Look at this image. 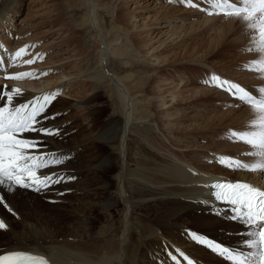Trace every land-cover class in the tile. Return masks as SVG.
I'll return each mask as SVG.
<instances>
[{
  "label": "bare ground",
  "instance_id": "bare-ground-1",
  "mask_svg": "<svg viewBox=\"0 0 264 264\" xmlns=\"http://www.w3.org/2000/svg\"><path fill=\"white\" fill-rule=\"evenodd\" d=\"M142 1L120 0L132 13L130 19L132 25L129 32L135 28H139L137 30L152 28L151 32L145 33L149 39L146 43L148 49L145 50L144 55L150 54V51L162 45L165 40L170 42L172 49L182 47V51L188 53L187 46L191 40L188 35H199V29H201V23L199 25V23L191 20L195 13L205 14L201 17L202 20L205 23L211 22L210 26L218 29L214 30L216 36L214 34L212 36L207 35L208 40L200 41L202 46H196L197 49L206 53H209L211 48H215V41L218 40L217 34L220 30L222 31L225 28V32L228 33L237 19L243 18V16H228L224 13L225 19L224 17L221 18L218 14L220 15L223 11L214 9L215 0H206V3L203 2L205 0H200V4L195 0L196 2L194 1L192 4L196 5V10L191 9L192 5L188 0L186 2L182 0H148L147 4ZM239 1L228 0L229 3L242 7ZM10 2L9 0H0V31L6 30L5 28L9 25H4V23L8 21L11 24L13 16L18 11L15 7L9 9ZM131 5L132 8H130ZM84 6L86 18L97 35V43L100 48L98 58L100 69L98 67V73L100 77H104L103 79L113 85L114 94H112L116 96V103L112 104V110L117 115L116 117L109 116L99 131L93 133L98 134L89 143L92 144L98 138V141L101 140L107 145H116L117 150L113 155H107L99 161H95L96 154H93L88 159L89 161L84 162L92 164L94 161L95 164L89 165L88 170H86V165L75 167L79 158L74 155L73 147L70 148L75 143L69 146L68 142L62 144L63 142L61 143L58 140L62 135L58 134L48 138L44 135L38 136L39 133H25L24 138L46 141L45 147L40 149L39 152L30 150L34 154H55L56 158L62 162L70 157L67 159L68 164L53 163L47 168L37 170L38 175L41 177L54 175L55 179L60 180L59 183H51L48 187L42 188L38 191L40 192L38 194L39 196H46L47 200L53 202L57 208L65 209L66 219L62 223H39V218L32 219L27 215V212H21V209L17 208V202L14 199V196L20 197L21 194L29 193L26 192L29 188L22 189L23 187L14 185L19 189L0 185V198L4 203L0 206V221H3L6 225L5 228H0V230L7 236L6 239L0 240V253L10 250H29L46 255L49 264H189V262L191 264H204L203 259L217 261L221 257L225 258L229 264H236L235 261L229 260L227 256L221 255L214 248L209 247L208 244L194 239L193 234L245 257L255 251L245 241L251 239L250 232L256 231V228L245 224L242 220L233 219L234 213L231 205L215 203L209 195V189L206 187L205 182L212 178H226L246 182L264 189V169L256 168L252 170L251 168L252 165L261 162V158L255 154L258 151L257 148L233 135V133L258 131L261 118L260 111L251 104H242L243 107H240V109L242 108L241 112H236L237 115L235 114V116L232 111H225L226 114L219 113L216 115V112L211 109L205 115L202 113L199 115L189 114L191 112L185 114L182 105L187 104L184 102L187 99L184 95L189 92V89H178V83L165 82L167 80L165 77L160 81L166 85H160L159 88L152 89L154 90L152 92L154 103L148 97L141 99L142 102L139 101L135 95L137 90H132L136 88L132 86V89H129L124 79L113 72L107 63L109 56L116 55L120 57L121 54L107 42L103 33L102 19L95 9L94 0H84ZM179 6L181 7L179 8ZM186 6L188 8L185 9ZM171 9L174 10L171 11ZM169 11H171L170 14ZM149 12H153V14L149 15ZM251 23L255 24L257 20L253 19ZM254 29L259 35L258 29ZM61 30L60 34L62 33ZM7 31H11V29H7ZM50 31L48 32L50 33ZM152 32H156V34L151 36ZM18 33L17 36H19ZM60 34L55 35V38ZM3 37L4 35L0 34V62L5 64V70L0 69V72H7L11 80H14L16 77L12 78L13 74L33 68L32 72L29 71L33 75L22 77L23 83L21 82V84H23V88L15 86L7 88L8 92H11L12 89H19V92L12 94L11 106L15 107L33 100L37 96H43L47 94L45 90L54 88L57 90L59 98L63 99L62 104L74 108L77 114L82 112L83 115H87L85 114V106L89 104V100L80 101L78 98H87V90L78 92L77 89H74L75 87L71 88L74 84H77L76 81L81 75H78L80 72L74 70L78 62L75 61V58L71 59V56L61 54L62 51H60L57 44L61 37L57 38V43L55 38L47 43L48 45L53 44L52 56L59 55V58L47 57L46 59L45 55L49 50L40 47L38 52H45L42 53L44 58L40 57L43 60L29 67L24 66L26 60L23 59L24 56L15 59L14 57L18 46L22 47V44L27 45L28 43L31 45L33 41L23 36H15L14 39L16 40H11L6 35ZM162 37H164L163 40ZM193 48L191 46V49ZM36 52L37 49L34 50V53ZM34 53L33 56H37ZM124 54H126V51H124ZM214 55L216 54H213L212 57ZM103 66H106V70L111 69L112 74L109 70L104 72L102 70ZM40 67L48 69L41 72ZM63 68L65 71H63ZM51 69H59L61 72L55 78L54 76L42 78L47 74H52ZM39 78L43 80L39 81ZM66 82L69 83L70 87L65 88ZM3 83H0V91L4 90ZM57 84L58 86L64 85L55 88ZM194 88L196 89V87ZM191 90L192 98L199 93L198 89L191 88ZM203 90L206 89L203 88ZM200 91L203 93L202 90ZM252 91L254 92V90ZM143 92L146 93L144 90ZM247 92L260 100H264L263 95L256 93L253 95L251 91ZM146 95L149 96L147 93ZM158 96L161 98H158ZM175 100H177L176 103H174ZM235 100L238 103L240 102L237 99ZM6 102V96L0 98V105ZM150 103L161 110L158 117L155 116L154 127H150L155 129L158 134L153 137L145 129L144 131L141 125L151 116L148 108ZM88 113H91L90 110ZM244 114L246 116H243ZM44 116L48 117L45 113L38 117L41 121L38 127L52 128L53 126L46 125L51 121L47 119L46 122ZM84 118L86 119V117ZM77 121L79 120L77 119ZM89 123L85 120L81 125L73 124V127L76 131L79 130L82 133V131L85 132L88 129ZM219 125L220 130L216 128ZM162 127H166V129ZM132 145L133 148L137 146L135 152L131 147ZM145 156L151 161H148ZM235 162L248 167L238 166ZM105 168H111L115 171L112 182L105 180H90L88 182L81 179L88 172L95 176L98 171L102 172ZM69 177L74 178L69 179ZM79 177H81L79 180L72 181ZM105 193H108L109 196L99 197V195ZM144 198H146V201L150 200V203L153 200L155 204L157 203L162 207V210L152 218L141 213L139 207L144 206L146 203L139 204L138 199L145 200ZM98 208L104 210H101L104 212L103 220L107 221L108 224L106 228L105 225L101 226L103 232L99 229L98 232H94L93 222L96 217L93 212ZM4 209L11 210V214L19 222L18 227H14L15 225L11 227L7 224L6 216L2 212ZM223 262L226 263L225 260Z\"/></svg>",
  "mask_w": 264,
  "mask_h": 264
},
{
  "label": "rangeland",
  "instance_id": "rangeland-1",
  "mask_svg": "<svg viewBox=\"0 0 264 264\" xmlns=\"http://www.w3.org/2000/svg\"><path fill=\"white\" fill-rule=\"evenodd\" d=\"M9 1H11L9 5V9L15 7L18 9V11L13 16V20H11L12 21L11 24H9L8 21L7 23L6 22L4 23V25H9V26H7L6 28L4 27L6 30L5 31L1 30L0 34L4 35V37L6 35V37L10 38L11 40H16L14 39L15 36L16 37L23 36L33 41L31 45H29V43L27 44L28 53L26 55L22 54V56H24L23 59L26 60L34 59V63L32 64L25 63L24 66L29 67L30 65H34V64L36 65L40 63L41 60L40 57L44 58V56L42 55L44 51L42 53L38 52L40 51V47L49 50V52L46 51L47 52L45 55L46 59L47 57H50L52 59L59 58V55L52 56L51 52L54 51L53 44L48 45L47 43L52 38H55V35L60 34L61 29H62L61 32L63 34L65 32V34L68 37V39L67 37L65 38V34L63 35L61 33L60 36H56L55 40L56 43L59 41L57 44L59 45L60 51H62L61 54H63V56H71V59L75 58V61L77 60L78 62L77 63L78 65L76 66L77 69L75 68L74 70L80 72L78 75L80 74L81 75L80 78L76 81L77 84H74L71 88L75 87L74 89H77L78 92L80 91L83 92L87 90L86 92L87 98L81 99V97H78L80 101L89 100V104H88L89 106L88 105L85 106L86 109L85 114L87 115H83L82 112L77 114L74 108L67 107L64 103L62 104L63 99L59 98L57 94V90H55L54 88L48 89L45 90V92H47V94L55 93V98L51 101L49 105H46L45 114L48 115L49 117L48 120L51 121L46 125L49 126L51 125L55 127V128L52 127L54 130L56 129L59 130V135H62L63 137L60 136L61 138L59 137L58 140H60L61 143L63 142L62 144H66V142H68L67 144L69 146L75 143L73 146H70V148L73 147L72 151L74 155L78 156L79 158L78 163L75 164V167L86 165V170H88L89 165H94L95 162L93 161L92 164H89V163H85L84 161H89L88 159L91 156H93V154H96V156L94 157L95 161H99L103 157L107 155H113L116 152L117 150L116 145H107L101 142V140L98 141L99 140L98 138L92 144L90 143L92 142L91 141L92 138L94 136L96 137V135L98 134V133L97 134H93V133L99 131L103 123L108 120L107 118H109V116L116 117L117 115H115L116 113L114 114V111L112 110V104L116 103V99H115L116 96L113 95L114 94L112 89L113 85L109 84L105 79H103L104 77L102 76L100 77L99 76L100 74L98 73V67H99L98 58L100 55V48L97 43L98 40L97 35L95 34L94 30L92 29L91 25L88 23V20L86 18L84 0H9ZM114 1L94 0L95 9L98 12V16L99 17L101 16L100 18L102 19L103 33L105 35L106 40L107 42L110 43L112 48H116L118 53L121 54L120 57L116 55L109 56V60L107 61V63L109 64V67L113 70V72H116L117 75H119L124 79V82L129 89H132V86L136 88L132 90L134 91L137 90L135 92L136 93L135 95L136 98L139 99V101H141V99H145L146 97H148L150 100L152 99L151 102L154 103L155 102L154 96H152L153 95L152 92L154 90L152 89L159 88L160 85L162 86L166 85L165 83L162 84L160 81L164 77L167 78L165 82L178 83V89L180 88H186L187 90L189 89V92L186 93V95H184L186 96L185 99L187 98L186 101L184 102H186L187 104L182 105V107L184 108L182 109L184 110L185 114L191 112L189 114L193 113L194 115H199L202 113L203 115H205V113L208 114L212 110L213 112L214 111L216 112V115L219 113L226 114V112L232 111V113L234 112L233 114L235 116L236 112H241L240 110H242V108L240 109V107H243L242 104L244 105L249 104L247 101L238 99V96H233L223 88L216 86V83L212 82L213 76H218L220 77V79H226L233 83H237L242 88H244L245 91H251L253 95H255L256 93V94H260L261 96L263 95L264 97V72H263L264 53H261L264 52V50H262L259 47L260 37L255 32V29L251 26L252 24H254L251 23L253 20L250 22L249 20H245L241 17L237 19L234 25L231 26L228 33L225 32L226 31L224 30L225 28L222 30L223 32L220 30L218 33L220 36L217 34L218 40L215 41V48H211V51L209 53H206L200 49H197L196 46L197 45L202 46V44H200V41L208 40V36L209 35L212 36V34H214L215 31L218 29L217 27L213 28L212 26H210L211 22L205 23V21L202 20L201 18L205 14L198 12L199 14L195 13L194 17H192L191 20L199 23V25L201 23V29H199L200 30L199 35H188L189 37H191V40L189 41V45L187 46L189 50L188 53L183 52L182 47L172 49L170 42H167L165 40L162 45L158 46L154 50L152 51L148 50L150 51V54L144 55L145 50L147 51L148 49L146 43L148 42L149 39L147 35H145V33H147L148 31L151 32L152 28L148 27V29L144 28L143 30H137L139 28H135L134 30H131L129 32L130 27L132 25L130 23V19L132 18V13L130 10L126 8L125 4H122L120 2V0H114ZM182 1L186 2L187 0H182ZM194 1L195 0H191L190 2V4L192 5L191 9L196 10L197 9L196 5L192 4V2ZM197 1L200 4V0ZM142 2H145V4H147L148 0H143ZM203 2L206 3V0ZM239 2L242 4L241 0ZM180 5L184 7L182 4ZM181 6H179V8ZM130 8H132V5ZM186 8H188V6H186L185 9ZM173 10L174 9H171V11ZM171 11H169V14L171 13ZM148 14L152 15L153 12H149ZM218 16H221V18L224 17V19L226 17L223 14V12H221L220 15L218 14ZM51 26L53 27L51 28ZM1 29H3V27H1ZM7 29L9 30L11 29V31H7ZM48 31H50V33ZM220 32H222V34H220ZM17 33L19 34V36H17ZM155 34L156 32H152L151 36ZM239 34H241L242 36L241 35L239 36ZM214 35L216 36V34ZM58 37L59 38L61 37L62 40L60 38L57 41ZM69 37L71 41H69L70 40ZM246 37L247 39H245ZM163 38L164 37H162L161 39L163 40ZM62 41L65 44L64 43L62 44ZM27 45L22 44L21 46L25 47ZM191 46H193L194 48L191 49ZM19 47L20 46H18L17 49H19ZM36 49L37 52L34 53V50ZM124 51H126V54L123 55ZM32 52L34 53V55L36 54L37 56H33ZM213 54L216 55L212 57ZM77 57L78 59H76ZM1 63L2 62H0V69L5 70L4 68L5 66L1 68ZM105 67L106 66H103L102 70H104V72H107V70H109L112 74L111 69L106 70ZM40 68H41V72L46 71L48 69L46 67H40ZM32 70L33 68H30L29 70L27 69L25 71L32 72ZM51 70H52V74H47L42 78H48L53 76L55 78L61 72V70L59 69L58 70L51 69ZM63 71H65L64 68ZM23 72H17V73H23ZM93 73H95L96 75ZM22 77H16V79L11 80L7 72L5 73L0 72V83L4 82L2 85L4 86L7 85L8 87L15 86L17 88H23L22 87L23 84H21V82L23 83ZM42 78H39V81H42L43 80ZM80 79L83 80L81 81ZM66 84H65V88H67V86L70 87L69 83L67 85ZM61 85L58 86L57 84L55 85V88L57 86L60 87ZM194 87H196V89L199 90L198 92L201 94L197 92L198 94L197 95L195 94V96L192 98L191 88L196 90ZM203 88L206 90L204 91ZM251 89L254 90V92ZM143 90L146 91V93L149 96H147L146 93L143 92ZM200 90H202L203 93ZM158 98L161 97L158 96ZM235 99L239 100L240 102L238 103V101H236ZM90 101L92 104L90 103ZM176 102L177 100L174 101V103ZM152 103L148 105L151 116L148 117V119L145 122H142L141 125H142V129L143 130L145 129L146 132L153 137L155 136V134L156 135L158 134L156 133L155 129H152L150 127H154L153 124L156 121V117H158L161 110L160 108L154 107ZM86 107L90 110L91 112L90 114L88 113L89 110ZM221 111L224 113H222ZM243 116H246V114H244ZM84 117H86V119ZM77 119L79 121H77ZM85 120L88 121V123L90 121V123L88 124L89 127L84 126L85 128L87 127L88 129H86L85 132L82 131V133L79 132V130L76 131V129L73 127V124L81 125L82 123H84ZM45 121L47 122V119H45ZM244 121L246 122V120ZM162 128L166 129V127H162ZM216 128L220 130V125L217 126ZM38 136H43V135L40 134ZM44 136L51 138L54 137L55 135H44ZM45 144L46 141H43V145ZM44 147L45 146L41 147L40 149ZM131 147L133 148V145ZM136 149L137 146L133 148V151L135 152ZM148 153L151 155L150 152ZM69 158L70 157H68L67 159ZM67 159L64 160L62 164L67 163L68 161ZM147 160L151 161V159L149 158ZM114 173L115 171L112 170L111 168L110 169L105 168V170L102 172L98 171L95 176H92L90 172H88V174L85 176L83 175L82 178L79 177L72 181L74 182L81 178L88 182L90 180H96V181L105 180L112 182V176L114 175ZM10 187L19 188V187H15L14 185ZM26 192L29 193L21 194L20 197L14 196V199L17 202V208L19 207L21 209V212L22 211L25 213L27 212V215L29 217H32V219L39 218L38 219L39 223H43V224H51L52 222L62 223V221L66 219L65 209H60V207L57 208L53 202L47 200L46 196L44 195L39 196L38 193L40 192L35 191L33 189H29ZM107 196H109L108 193H105L104 195L103 194L99 195V197L101 198ZM11 198L13 197L11 196ZM144 199L145 200L138 199L139 204L146 203L144 206L142 205L139 207V211L147 215L149 218H152L154 215H157L162 210V207L157 205V203L155 204L153 200L152 203H150L151 202L150 200L146 201V198ZM0 204H1L0 206L4 205L3 202H0ZM101 210L104 211L102 208H98L93 212V215L96 217V219L93 222L94 232H98V229L103 232L104 230L101 229V226L105 225V228L108 226L107 221L103 220L104 212H102ZM2 212L6 216L5 220L6 222L8 221L7 222L8 225H10L11 227L14 225H15L14 227L19 226L18 220L13 217L10 209L7 210L4 209L2 210ZM6 238L7 236L3 234V232H1L0 230V240ZM224 260L226 263L223 262ZM203 262L204 264L207 263L229 264L227 263L226 259L223 257L218 258L217 261L203 259Z\"/></svg>",
  "mask_w": 264,
  "mask_h": 264
},
{
  "label": "snow or ice",
  "instance_id": "snow-or-ice-1",
  "mask_svg": "<svg viewBox=\"0 0 264 264\" xmlns=\"http://www.w3.org/2000/svg\"><path fill=\"white\" fill-rule=\"evenodd\" d=\"M241 2L242 7L229 3L228 0H215L214 7L221 9L228 16H243L245 20L249 21L256 19L257 23L251 26L258 29L259 47L264 50V0H241ZM22 54H27V46L19 48L14 59L21 58ZM24 63L32 64L34 59L26 60ZM31 75H33L31 72L16 73L12 78ZM212 82L233 96H239V99L247 101L260 111L258 131L233 133V135L257 148L258 151L255 154L261 158V162L252 165V170L264 169V100H256L239 84L220 79L218 76H213ZM7 87L5 85L4 90L0 91V98L7 97V102L0 105V185L8 187L18 185L39 191L51 183H59L60 180L55 179L54 175L41 177L37 170L53 163L59 164L62 161L56 158L55 154H34L30 150L39 152L40 148L44 146L43 141L24 138L25 133L59 134L58 129L38 127L41 123L38 117L46 112V105H49L55 98V93L37 96L33 100L13 107L11 106L12 94L19 92V89H12L11 92H8ZM44 119H48V117L44 116ZM235 163L241 167H248L239 165V162ZM72 178L74 177H69V179ZM213 187L216 189L214 193L216 199L231 205L234 213L233 219L242 220L245 224L256 228V231L250 232L251 239L245 241L255 251L245 257L195 234H193V238L208 244L209 247L214 248L221 255L227 256L229 260L235 261L236 264H264V190L239 181L218 182ZM0 202H3L2 198H0ZM5 227L4 222L0 221V228ZM0 264H48V261L41 256L24 251H11L0 255Z\"/></svg>",
  "mask_w": 264,
  "mask_h": 264
}]
</instances>
